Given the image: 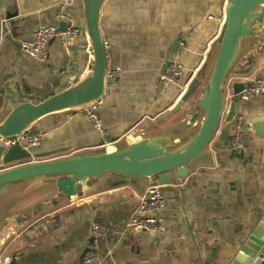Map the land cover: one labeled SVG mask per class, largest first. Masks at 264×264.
<instances>
[{
  "label": "crops",
  "instance_id": "obj_1",
  "mask_svg": "<svg viewBox=\"0 0 264 264\" xmlns=\"http://www.w3.org/2000/svg\"><path fill=\"white\" fill-rule=\"evenodd\" d=\"M1 1L0 15L11 22L10 33L0 43V120L21 102H40L76 82L89 59L81 36L68 48L57 38L52 40L45 61L23 53L20 46L40 26H60L63 19L58 14L65 3L67 15L81 26L78 0L71 6L68 0ZM227 6L228 0H106L100 26L110 44L109 64L121 71L117 80L108 82L100 110L107 135L93 127L85 112L66 111L35 125L37 132H48L35 152L67 150L61 158L77 155L107 141L128 140L143 121L149 123L151 134L179 130L181 138L188 132L193 136L190 129H197L199 121L190 129L184 126L201 98L195 101L192 95L205 89L211 75ZM180 41L185 42L183 47ZM172 59L185 67L181 86L161 79ZM253 73L264 76L260 22L253 25L252 35L239 40L227 77L243 83L238 78ZM190 88L191 95L170 116L175 118L158 122ZM236 102L247 120L264 113V95ZM247 145V154H254L251 163L233 159L224 164L225 158L219 154L211 158L209 149L183 179L170 173L133 182L106 174L90 182L89 192L70 200L50 180L15 183L0 192V253L11 256L10 264H85L82 257L90 247L93 221L121 228L133 214L139 194L151 184H165L166 204L160 215L166 232L116 237L100 248L103 254L112 250L102 264H225L231 243L264 212V141L250 135ZM223 148L233 151L229 144Z\"/></svg>",
  "mask_w": 264,
  "mask_h": 264
},
{
  "label": "water",
  "instance_id": "obj_2",
  "mask_svg": "<svg viewBox=\"0 0 264 264\" xmlns=\"http://www.w3.org/2000/svg\"><path fill=\"white\" fill-rule=\"evenodd\" d=\"M81 8V37L87 42L89 55L87 66L76 82L63 90L34 103L24 101L11 109L0 120V192L19 182L34 179L52 181L57 190L70 200L90 191V182L114 174L124 178H151L159 174H175L183 179L191 168H195L198 160L209 150L221 120L229 123L237 113L236 100L231 101L229 112L222 117L224 107L223 88L227 73L240 39L253 34V25L260 22L264 28V0H228L223 33L218 53L195 113L184 127L190 129L199 121L196 133L181 149V132H158L150 138L136 143H127L120 150L95 156L79 157L77 155L63 158L22 163L32 153L22 150L17 144L8 145L18 136L30 131L42 119L71 111L79 113L104 99L108 93V59L105 38L100 26L101 13L106 0H78ZM71 6L73 0H68ZM4 7L0 0V8ZM0 15V43L10 33L8 23ZM68 25L63 20L59 26L62 31ZM169 62V61H168ZM166 62L163 73L168 65ZM243 83H235L234 91L238 93ZM192 88L176 106L166 112L158 122L173 115L191 95ZM254 135L264 141V113L252 114L248 117ZM157 122V123H158ZM230 126L225 124L218 134L216 155L224 157V164L231 160H241L244 164L254 161V154L243 151L224 150L229 144ZM214 158L215 153L209 150ZM264 163V145L261 155ZM9 166V167H8ZM251 225V224H250ZM225 264H264V212L249 226L239 239L231 243L226 253Z\"/></svg>",
  "mask_w": 264,
  "mask_h": 264
},
{
  "label": "built area",
  "instance_id": "obj_3",
  "mask_svg": "<svg viewBox=\"0 0 264 264\" xmlns=\"http://www.w3.org/2000/svg\"><path fill=\"white\" fill-rule=\"evenodd\" d=\"M66 11L67 7L65 3L62 6V11L58 14L59 18L66 20L68 23L67 27L64 28V30L60 31L59 26L56 24L40 26L33 32V36L31 39L21 41L20 46L22 52L39 61H45L48 55V48L52 40L57 38L63 47L68 48L71 40L81 36V26L76 24L74 18L68 16ZM210 18H213V16H210ZM104 44L107 50L108 59V82L115 81L120 77L121 71L119 68L112 67L109 64L110 56L108 54V49L110 47V44L107 41H105ZM184 45L185 42L180 41L179 46L183 47ZM64 72L65 71H63L62 73ZM184 74V65L178 62L176 59H172L168 62L164 73L161 75V79L177 86H181ZM238 79L242 81L244 85L242 90L238 93H235L234 91V84L236 82L235 76L227 78L224 84V107L222 117H225L229 112L231 101L239 99L241 102H247L264 95V76H258L253 73L248 76H240ZM104 103L105 100L101 99L96 104L85 109L83 112H85L86 117L90 120L93 127L103 136H106L107 131L103 126L100 113V110L104 106ZM225 124H228L230 126L229 147L231 148V150L238 152L243 151L247 153L249 151L247 138L250 135H254V130L248 122L246 116L239 111H237L236 115L229 123H225L223 120H221L215 137L211 141V143L214 144L217 141L218 134L221 132V129L225 126ZM47 134V131L34 133L27 132L24 135L18 136L13 141H7V143L10 146L17 144L22 150L32 153L30 162H37V160H39L40 158L57 159L61 158L63 154L68 153L67 150L50 154L36 153L35 150L41 147ZM122 140L109 142L107 141L101 146L118 144L119 142H123ZM125 141L128 142V140ZM211 151L214 153L213 150ZM165 186V184H151L146 187V189L139 194V201L133 214L121 228H116L115 226L94 220L91 228L90 247L82 257L83 262L85 264L93 262L102 264L105 261V257L112 252V250H109L105 254H103L100 249L102 245L115 239L116 237H121L126 233H150L156 235L164 234L166 232V222L160 215V212L166 204V195L164 189ZM52 220L56 225L59 226L60 223L56 218H52ZM11 261L12 258L10 255L0 253V264H10Z\"/></svg>",
  "mask_w": 264,
  "mask_h": 264
},
{
  "label": "bare ground",
  "instance_id": "obj_4",
  "mask_svg": "<svg viewBox=\"0 0 264 264\" xmlns=\"http://www.w3.org/2000/svg\"><path fill=\"white\" fill-rule=\"evenodd\" d=\"M151 135L152 134L149 131V123L147 121H143L128 136V142L127 143L140 142L142 140H146V139L150 138ZM125 144H126L125 142H121V143L119 142L118 144L105 145V146H101L98 148L81 151L77 154V156L84 157V156L100 155V154H104L107 152L123 149L125 147Z\"/></svg>",
  "mask_w": 264,
  "mask_h": 264
},
{
  "label": "rangeland",
  "instance_id": "obj_5",
  "mask_svg": "<svg viewBox=\"0 0 264 264\" xmlns=\"http://www.w3.org/2000/svg\"><path fill=\"white\" fill-rule=\"evenodd\" d=\"M204 89L203 90H201V91H196V93L194 94V95H192L193 96V98H195V101L197 100H199L200 98H201V96L203 95V93H204ZM199 92H202L200 95H199ZM199 95V96H198ZM173 118H175V116H173V117H170V119L169 120H172ZM35 130H37V129H34L33 131H35ZM154 131H155V128H154ZM190 131L192 132V133H196V131H197V129H194V130H191L190 129ZM191 139V133L190 132H188V134H187V136H184V138L182 139V141H181V143H179V145L177 146V149H181V148H183L184 146H185V144L189 141ZM123 142H125V140L123 139L122 140ZM216 143V142H215ZM215 143L214 144H210V146H209V149L210 150H213L214 151V153L216 154V150H215V147H214V145H215ZM65 155V154H64ZM70 155V154H69ZM62 157V156H61ZM57 158V157H56ZM47 159H49V158H47ZM46 158H40L39 160H37V161H44V160H47ZM50 159H55V158H50ZM49 159V160H50ZM30 162V159L29 160H24L22 163H29ZM33 162V161H32ZM35 162V161H34ZM22 163H19V164H22ZM18 165V164H17ZM9 167V166H8Z\"/></svg>",
  "mask_w": 264,
  "mask_h": 264
},
{
  "label": "trees",
  "instance_id": "obj_6",
  "mask_svg": "<svg viewBox=\"0 0 264 264\" xmlns=\"http://www.w3.org/2000/svg\"><path fill=\"white\" fill-rule=\"evenodd\" d=\"M34 129H36L35 126H34L30 131H28V133H34V132H37V130L33 131Z\"/></svg>",
  "mask_w": 264,
  "mask_h": 264
}]
</instances>
